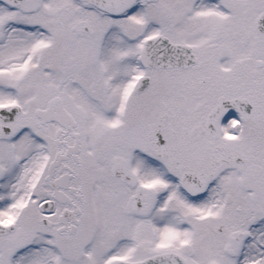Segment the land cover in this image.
<instances>
[{
    "label": "snow or ice",
    "instance_id": "obj_1",
    "mask_svg": "<svg viewBox=\"0 0 264 264\" xmlns=\"http://www.w3.org/2000/svg\"><path fill=\"white\" fill-rule=\"evenodd\" d=\"M0 264H264V0H0Z\"/></svg>",
    "mask_w": 264,
    "mask_h": 264
}]
</instances>
